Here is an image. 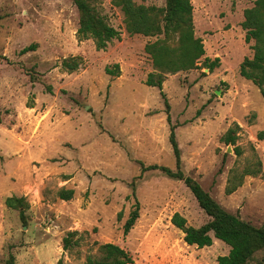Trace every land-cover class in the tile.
Returning a JSON list of instances; mask_svg holds the SVG:
<instances>
[{
    "label": "rangeland",
    "instance_id": "obj_1",
    "mask_svg": "<svg viewBox=\"0 0 264 264\" xmlns=\"http://www.w3.org/2000/svg\"><path fill=\"white\" fill-rule=\"evenodd\" d=\"M191 1L205 54L162 85L183 168L228 211L261 225L264 99L240 74L253 55L242 21L254 0ZM96 8L120 32L105 48L79 37L74 0H0V259L13 252L16 264H85L112 242L135 264H217L228 244L216 237L209 246L188 244L171 221L175 212L193 226L209 218L186 184L157 169L139 177V161L175 168L164 98L146 84L155 68L145 45L156 37L129 33L114 0ZM72 56L80 60L73 71L62 65ZM205 59L218 62L210 69ZM236 124L231 144L223 136ZM62 187L74 190L71 199L58 195ZM13 194L29 202L26 222L5 203ZM136 200L140 215L124 234ZM69 230L84 237L64 250Z\"/></svg>",
    "mask_w": 264,
    "mask_h": 264
},
{
    "label": "trees",
    "instance_id": "obj_2",
    "mask_svg": "<svg viewBox=\"0 0 264 264\" xmlns=\"http://www.w3.org/2000/svg\"><path fill=\"white\" fill-rule=\"evenodd\" d=\"M101 0H74L79 12V26L77 33L80 38L93 37L97 48H105L108 41L119 37L120 32L101 15L96 8ZM124 13L126 30L129 33H139L155 36V40L145 45V51L150 55L155 71L148 73L146 84L160 89L166 105L167 118L170 123V142L175 157V168L168 165L150 163L141 164V173L146 170H160L164 174L182 180L197 199L200 207L209 216L208 220L199 226L187 223V219L179 212L171 218L172 223L184 232V240L188 244L198 247L209 246L213 238H219L230 246L227 254L219 255L217 264H264V222L255 225L243 219L237 213L228 211L210 191L183 168L181 149L177 140L176 128L178 123L172 122L170 103L162 85L167 73L190 70L199 66L200 58L205 54V47L201 37L195 34L193 10L191 0H166L164 6L139 3L136 0H114ZM242 27L246 30V40H254L253 55L244 58L240 65V74L252 81L260 88L264 99V0H254V4L244 10ZM26 47L24 50H27ZM218 59L205 64L213 69ZM62 65L68 70H75L80 66L76 56L65 58ZM112 72V70H109ZM50 90V86H48ZM239 125L230 127L223 138L235 144L238 138ZM239 151V150H238ZM242 179L229 185L226 189L231 193L241 184ZM135 194V182H132ZM73 189L60 188L58 195L65 200L73 197ZM5 203L11 208L18 209L21 218L27 221L29 202L24 195H10ZM140 215V203L135 201L123 224V232L127 234L134 226ZM121 216V214H120ZM84 235L78 230H69L62 239L64 250H70L80 245ZM102 255H89L85 264H135L128 251L122 246L106 242L100 245ZM0 264H16V257L10 252ZM57 264H63L62 258Z\"/></svg>",
    "mask_w": 264,
    "mask_h": 264
}]
</instances>
